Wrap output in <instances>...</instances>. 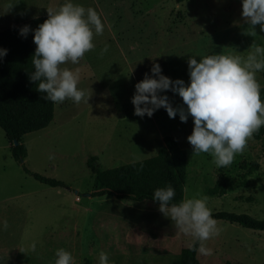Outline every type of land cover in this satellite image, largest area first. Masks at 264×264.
<instances>
[{"label": "rangeland", "instance_id": "obj_1", "mask_svg": "<svg viewBox=\"0 0 264 264\" xmlns=\"http://www.w3.org/2000/svg\"><path fill=\"white\" fill-rule=\"evenodd\" d=\"M91 7L105 29L94 36L96 47L78 64L88 74L78 85L90 96L88 104L71 100L55 104L48 127L64 120L62 127L56 133L43 129L21 138L26 147L24 165L61 180L67 188L48 187L25 174L11 157L10 143L0 129V220L8 222L6 229H0V264H54L60 247L72 253L74 264H98L101 250L114 264H171L192 238L178 232L151 202L90 197L92 175L86 166L93 155L101 169L152 157L165 135L186 152L184 189L188 191L183 198L199 194L207 197L212 212L263 219L264 134L252 137L230 165L217 168L210 154H192L186 139L193 127L191 116L181 122L178 114L169 118L160 107L151 117H141L134 114L131 103L136 80L145 73L152 75L154 61L164 75L187 83L189 56L246 57L256 46L264 47L259 24L252 32L241 17V0H91ZM116 38L126 58L119 53ZM105 44L108 51L101 55ZM262 72L256 73V79L264 86ZM161 94L173 107H186L170 89ZM219 174L232 185L224 195L211 196L207 190ZM217 222L220 234L207 241L214 254L197 252L199 264L264 261V231ZM33 241L35 250L30 248Z\"/></svg>", "mask_w": 264, "mask_h": 264}, {"label": "clouds", "instance_id": "obj_2", "mask_svg": "<svg viewBox=\"0 0 264 264\" xmlns=\"http://www.w3.org/2000/svg\"><path fill=\"white\" fill-rule=\"evenodd\" d=\"M241 17L255 32L259 24L264 32V0H241ZM47 18L35 29L25 24L19 34L26 36L32 31L35 44L31 57L33 71L30 81L36 90L44 93L43 99L55 104L65 100L73 103H87L89 95L78 87L81 79L78 68L73 70L68 64L78 65L85 54L96 45L94 36L102 35L105 23L97 10L85 7L75 0H63L56 8H46ZM105 44L100 49L103 55L108 51ZM7 49L0 48V58ZM189 80L171 79L162 73L159 63L153 62L149 73L135 85L131 97L134 114L151 117L163 107L169 118L177 114L181 122L191 116L193 127L186 137L192 154L208 153L217 168L231 164L236 154L245 151L253 134L264 126V99L256 73L264 71V47L256 46L246 57L240 55L214 53L197 60L189 56L187 60ZM171 90L182 98L183 105L173 107L165 90ZM51 158V156L49 157ZM140 167H143L141 163ZM187 193L188 189H184ZM175 189L167 184L157 187L152 199L158 202V210L169 218L176 230L192 238L195 251L204 256L213 255L207 241L217 237L221 227L212 215L207 197L199 194L174 202ZM7 220H0V229H6ZM36 242L30 244L35 250ZM54 264H74V257L63 247L55 250ZM98 264H114L108 253L101 250Z\"/></svg>", "mask_w": 264, "mask_h": 264}, {"label": "trees", "instance_id": "obj_3", "mask_svg": "<svg viewBox=\"0 0 264 264\" xmlns=\"http://www.w3.org/2000/svg\"><path fill=\"white\" fill-rule=\"evenodd\" d=\"M46 18L47 15L32 18L0 31V48L7 49L6 54L0 58V129L10 143L11 157L17 163L26 155V147L21 138L46 128L54 116L55 103L45 101L44 93L38 92L35 82L29 79V73L33 71L31 57L35 49L33 33L29 31L26 36L19 34L21 26L27 24L30 29H35ZM262 78L264 79V71ZM260 95L264 99V86H261ZM262 134L264 126L253 134V138L259 139ZM13 140L18 144L13 145ZM186 165L185 150L180 148L170 135L163 136L162 145L155 155L139 161L101 169L97 156L93 155L86 160V166L92 175L89 194L90 197L110 196L131 202L148 201L158 206V202L153 201L151 197L154 189L170 184L175 189L173 201L179 202L184 195ZM20 167L25 174L43 185L67 188L61 180L32 172L24 163H20ZM231 185L228 177L219 174L207 193L211 196H222ZM212 215L216 220H225L246 229L264 231V218L256 219L247 214L225 211L212 212ZM196 255L197 251L190 245L182 248L179 257L171 264H199ZM260 264H264V261Z\"/></svg>", "mask_w": 264, "mask_h": 264}, {"label": "crops", "instance_id": "obj_4", "mask_svg": "<svg viewBox=\"0 0 264 264\" xmlns=\"http://www.w3.org/2000/svg\"><path fill=\"white\" fill-rule=\"evenodd\" d=\"M63 0H0V31L11 28L21 22L30 20L32 18L40 17L43 15H48L47 9L49 7L56 8ZM85 7L91 6V0L82 4ZM117 37V36H116ZM118 38V37H117ZM116 38V39H117ZM119 39H117L118 41ZM117 48L119 53L124 55V58L127 57V54L123 49H121L119 45V41L117 42ZM69 68L76 70L78 68L81 79L79 84L83 82L86 78H88V74L86 72H81L79 65H71ZM133 77V76H132ZM138 79L136 80V83ZM78 84V85H79ZM56 108L54 107V114ZM54 120V119H53ZM61 120L54 128H44L43 131H48L49 134L56 133L60 127H62ZM53 122V121H52Z\"/></svg>", "mask_w": 264, "mask_h": 264}, {"label": "water", "instance_id": "obj_5", "mask_svg": "<svg viewBox=\"0 0 264 264\" xmlns=\"http://www.w3.org/2000/svg\"><path fill=\"white\" fill-rule=\"evenodd\" d=\"M18 143H17V141L16 140H13V145H17ZM19 163H23V159L21 158L20 159V161H19ZM75 195H77V191H74L73 192ZM89 194H85V196H88Z\"/></svg>", "mask_w": 264, "mask_h": 264}]
</instances>
